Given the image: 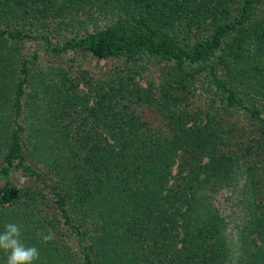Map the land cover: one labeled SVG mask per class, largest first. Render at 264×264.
<instances>
[{"label":"trees","instance_id":"obj_1","mask_svg":"<svg viewBox=\"0 0 264 264\" xmlns=\"http://www.w3.org/2000/svg\"><path fill=\"white\" fill-rule=\"evenodd\" d=\"M9 222L35 264H264V0H0Z\"/></svg>","mask_w":264,"mask_h":264},{"label":"clouds","instance_id":"obj_2","mask_svg":"<svg viewBox=\"0 0 264 264\" xmlns=\"http://www.w3.org/2000/svg\"><path fill=\"white\" fill-rule=\"evenodd\" d=\"M21 226L9 222L4 225L0 232V251L6 254V264H35L40 257L39 249L36 246L26 245L22 239ZM54 238L52 232L42 235L44 243Z\"/></svg>","mask_w":264,"mask_h":264},{"label":"rangeland","instance_id":"obj_3","mask_svg":"<svg viewBox=\"0 0 264 264\" xmlns=\"http://www.w3.org/2000/svg\"><path fill=\"white\" fill-rule=\"evenodd\" d=\"M26 52H34V47L31 45L30 47H28L27 49H26ZM92 64L94 65V64H97V65H99V66H101V67H103L104 65H105V62L103 61V60H100V61H96L95 59L92 61ZM19 179L21 180V179H23L22 177L20 178L19 177Z\"/></svg>","mask_w":264,"mask_h":264}]
</instances>
